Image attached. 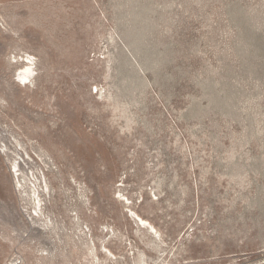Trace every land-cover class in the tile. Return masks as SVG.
Returning <instances> with one entry per match:
<instances>
[{"label": "rangeland", "instance_id": "374dc122", "mask_svg": "<svg viewBox=\"0 0 264 264\" xmlns=\"http://www.w3.org/2000/svg\"><path fill=\"white\" fill-rule=\"evenodd\" d=\"M0 135V264H264V0H0Z\"/></svg>", "mask_w": 264, "mask_h": 264}, {"label": "bare ground", "instance_id": "6f19581e", "mask_svg": "<svg viewBox=\"0 0 264 264\" xmlns=\"http://www.w3.org/2000/svg\"><path fill=\"white\" fill-rule=\"evenodd\" d=\"M32 66H33V63L31 62V60H28V62H26L25 66L19 72L18 78L20 79L21 82L22 81H27V83H31L32 82V80L34 79V76H35L34 69L32 68ZM23 84H26V83H23ZM4 141H5V139L2 138V136L0 135V148L1 149H4L5 148V151L7 150V152H8L9 149L5 145V142ZM15 153L16 154H19L16 151H15ZM25 160L22 161L23 164L26 163ZM11 169L13 170L12 172H14L15 175H18V176L20 175L25 183L31 182V179L29 178L28 173H26V171H24L23 165L21 164L20 161H17L16 159H14L13 162H12V164H11ZM32 177L34 178L33 175H32ZM36 181H37V179L35 180V182H33L34 184H32L33 185L32 190L31 191L29 190V191H30V194H31L30 197H32L33 204L38 207V209H39L38 212H41V200H40V190L39 189H41V192H44V191L49 192V187H48V185H47V183H46L45 180H44L43 183H40L41 186L38 185L39 187H37V185L35 184ZM42 184H43V186H42ZM137 221L140 223L139 226H143L144 228L147 227L148 229H150V230L153 231V228L146 221H144L142 219H139V218H137ZM11 264H14V263H11Z\"/></svg>", "mask_w": 264, "mask_h": 264}, {"label": "snow or ice", "instance_id": "6c2138e0", "mask_svg": "<svg viewBox=\"0 0 264 264\" xmlns=\"http://www.w3.org/2000/svg\"><path fill=\"white\" fill-rule=\"evenodd\" d=\"M23 83H27V81H22Z\"/></svg>", "mask_w": 264, "mask_h": 264}]
</instances>
